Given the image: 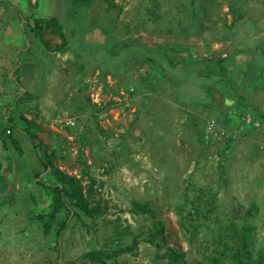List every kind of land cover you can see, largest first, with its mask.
I'll use <instances>...</instances> for the list:
<instances>
[{
    "label": "rangeland",
    "instance_id": "obj_1",
    "mask_svg": "<svg viewBox=\"0 0 264 264\" xmlns=\"http://www.w3.org/2000/svg\"><path fill=\"white\" fill-rule=\"evenodd\" d=\"M49 12L65 43L30 19L49 54L0 105V264H264V0H51L34 17ZM37 180L65 190L47 232Z\"/></svg>",
    "mask_w": 264,
    "mask_h": 264
},
{
    "label": "crops",
    "instance_id": "obj_2",
    "mask_svg": "<svg viewBox=\"0 0 264 264\" xmlns=\"http://www.w3.org/2000/svg\"><path fill=\"white\" fill-rule=\"evenodd\" d=\"M48 6L51 7V0H0V105L2 107L8 101H2L6 94L12 96L35 88L42 60L49 53L38 39L30 35L26 25L30 23V19L34 21L55 18L50 12L48 15L43 13L38 18L34 17L35 12Z\"/></svg>",
    "mask_w": 264,
    "mask_h": 264
},
{
    "label": "trees",
    "instance_id": "obj_3",
    "mask_svg": "<svg viewBox=\"0 0 264 264\" xmlns=\"http://www.w3.org/2000/svg\"><path fill=\"white\" fill-rule=\"evenodd\" d=\"M44 22L47 26L53 28V30L55 31L56 35L60 38L62 43H65V34H64V29L62 27V25L60 23H58V21L55 18H50L47 21H42ZM16 83H18L16 81ZM18 85V84H17ZM8 127L6 129H4V134H6V131H8L9 133L6 134L8 136H10L11 134V130L14 129L13 125L8 123L6 124ZM33 148L36 152L37 158L40 162V165L43 168H48L51 164L50 162V157L49 155H47L44 151H43V147L41 146V144L37 141L35 136H31L28 135ZM12 146L14 148V150L17 152V154L19 156L22 155V152L20 150L19 144L16 140L12 139ZM35 179H37L39 177V174H35L34 175ZM36 184L38 186H40L41 188H43L44 190H48L51 192L52 194V205H51V210L49 212L48 215H46L44 218V229L47 232L50 227L55 223V215L62 209H64L66 207V203L64 201V186L63 184H49V183H45L42 182L41 180H37ZM39 219H41L39 217ZM65 228V223H62L57 231V237H59V235L61 234V232L64 230ZM83 259L87 260L86 263L84 264H103L104 263V259H106V257H104V254L101 251H95V252H89L87 254H85L83 256Z\"/></svg>",
    "mask_w": 264,
    "mask_h": 264
},
{
    "label": "built area",
    "instance_id": "obj_4",
    "mask_svg": "<svg viewBox=\"0 0 264 264\" xmlns=\"http://www.w3.org/2000/svg\"><path fill=\"white\" fill-rule=\"evenodd\" d=\"M9 132L8 131H6V134H8Z\"/></svg>",
    "mask_w": 264,
    "mask_h": 264
}]
</instances>
